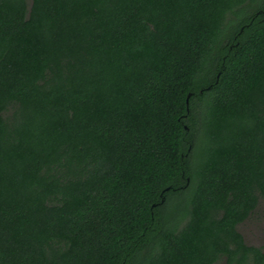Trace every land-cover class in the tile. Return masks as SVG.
Wrapping results in <instances>:
<instances>
[{
	"label": "trees",
	"instance_id": "16d2710c",
	"mask_svg": "<svg viewBox=\"0 0 264 264\" xmlns=\"http://www.w3.org/2000/svg\"><path fill=\"white\" fill-rule=\"evenodd\" d=\"M260 199L264 0H0V264H264Z\"/></svg>",
	"mask_w": 264,
	"mask_h": 264
},
{
	"label": "rangeland",
	"instance_id": "374dc122",
	"mask_svg": "<svg viewBox=\"0 0 264 264\" xmlns=\"http://www.w3.org/2000/svg\"><path fill=\"white\" fill-rule=\"evenodd\" d=\"M245 241L254 246L264 248V199H260L251 216L238 227ZM216 264H227L222 258Z\"/></svg>",
	"mask_w": 264,
	"mask_h": 264
},
{
	"label": "water",
	"instance_id": "95a60500",
	"mask_svg": "<svg viewBox=\"0 0 264 264\" xmlns=\"http://www.w3.org/2000/svg\"><path fill=\"white\" fill-rule=\"evenodd\" d=\"M187 102L189 103V98L187 99Z\"/></svg>",
	"mask_w": 264,
	"mask_h": 264
}]
</instances>
